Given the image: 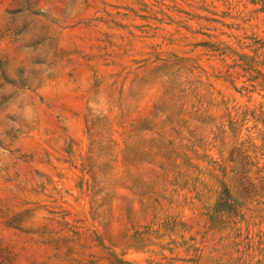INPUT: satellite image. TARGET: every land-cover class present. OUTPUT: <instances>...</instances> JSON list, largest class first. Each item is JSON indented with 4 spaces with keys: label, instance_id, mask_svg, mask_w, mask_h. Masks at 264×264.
Segmentation results:
<instances>
[{
    "label": "rangeland",
    "instance_id": "374dc122",
    "mask_svg": "<svg viewBox=\"0 0 264 264\" xmlns=\"http://www.w3.org/2000/svg\"><path fill=\"white\" fill-rule=\"evenodd\" d=\"M0 264H264V0H0Z\"/></svg>",
    "mask_w": 264,
    "mask_h": 264
}]
</instances>
